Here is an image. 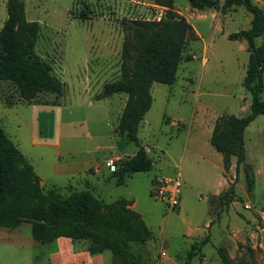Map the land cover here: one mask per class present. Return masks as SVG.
<instances>
[{"label":"rangeland","instance_id":"obj_1","mask_svg":"<svg viewBox=\"0 0 264 264\" xmlns=\"http://www.w3.org/2000/svg\"><path fill=\"white\" fill-rule=\"evenodd\" d=\"M6 2L0 0V28L7 18ZM24 2L27 18L40 24L36 52L51 64L65 91L59 96L40 94L25 102L20 101L12 83L0 80V123L38 173L49 179L43 184L39 177L44 192L54 189L68 196L88 191L111 204L125 196L127 187L114 180L100 183L111 179L115 170L109 166L106 171L105 158L100 156L107 154L106 163L117 154L123 159L138 145L117 129L127 95L117 93L102 99L97 95L106 82L121 75V20L159 19L165 8L154 0ZM254 3L264 10V0ZM175 9L204 39L187 44L173 84L152 85V107L139 125L138 139L150 149L153 169L132 174L127 181L137 194L152 236L131 243V249L139 255V264H187V254L195 243L196 256L190 264H264V114L258 115L244 134L247 163L253 166L255 178L253 192L248 190L243 165L236 173V157L234 171L221 170L222 154L208 138L214 117L250 112L251 95L243 86L248 43L241 50L240 43L227 36L249 29L252 14L244 6L226 14L215 8L201 10L188 0H175ZM262 40L259 37L256 43ZM261 96L264 100V89ZM6 98L16 102L7 105ZM174 118L176 124L171 123ZM93 156L100 158L92 163L90 178L84 179L79 171L84 160ZM57 162L61 167L73 166L77 174L55 176ZM156 171L164 175L180 172V210L168 211L162 201L152 197L151 177ZM223 175L228 183L220 188ZM218 189V194H212ZM31 227L29 222L15 228L0 227V264H50L56 243L35 241ZM163 245L168 248L165 257L160 254ZM107 251L110 254L111 250Z\"/></svg>","mask_w":264,"mask_h":264},{"label":"trees","instance_id":"obj_2","mask_svg":"<svg viewBox=\"0 0 264 264\" xmlns=\"http://www.w3.org/2000/svg\"><path fill=\"white\" fill-rule=\"evenodd\" d=\"M188 1L195 8H215L223 14L244 6L252 14L249 29L228 35L230 40L248 43L250 54L243 86L251 95L250 112L242 116L219 115L210 143L222 154L225 170L231 168L233 157L237 174L244 166L248 190L253 192L255 178L253 166L247 163L244 134L247 126L264 114V10L254 0ZM154 2L165 8L159 19L121 20V75L106 82L97 95V99L117 93L127 95L117 129L135 142L138 150L124 157L111 172L110 178L117 185H123L134 172L153 169L154 160L138 139L139 125L153 103L152 85L173 84L187 44L199 38L193 25L176 11L175 0ZM6 8L7 18L0 28V80L15 86L20 101L32 102L44 93L63 95V81L36 52L39 22L27 18L24 0H7ZM259 37L263 40L257 44ZM15 102L5 99L7 105ZM21 222L32 224L31 236L37 242L45 244L61 236L73 242L84 241L91 254L111 250L115 264H139V255L132 251L131 243H141L152 236L141 215L129 208L124 198L104 204L88 191H74L68 196L54 189L44 192L33 165L0 123V227L15 228ZM196 248L195 243L189 250L187 264L196 256Z\"/></svg>","mask_w":264,"mask_h":264},{"label":"crops","instance_id":"obj_3","mask_svg":"<svg viewBox=\"0 0 264 264\" xmlns=\"http://www.w3.org/2000/svg\"><path fill=\"white\" fill-rule=\"evenodd\" d=\"M192 25L194 26V28H195L197 34L199 35V37L204 39V36H203L202 32L194 24H192ZM235 41L236 42L238 41L240 43L239 44V48L241 50L246 48V41H244V40L243 41L235 40ZM205 50L206 51L208 50V46L205 47ZM240 116H242V115H240ZM217 117H214V121L211 123L210 132L208 134L209 141H210V137H211V134H212V131H213L214 123H215V120H216ZM177 121H178V119L174 118V119L171 120V123L172 124H176ZM58 145H60V144H58ZM145 149L147 150V152L150 150L149 148H145ZM137 150H138V148H137ZM136 151L133 154H130V155H134L136 153ZM57 153H59V151H57ZM100 157H104L106 159L107 154H104L103 156H100ZM100 157L99 156H93L89 160L88 159L84 160L83 165L81 167V170L79 171L80 173H82L84 175V177H85L84 179L90 178L89 174H88V171H89L90 167L92 166V163L97 162ZM122 157H123V155H122ZM26 158L30 161V159L28 157H26ZM105 159H104V165H105L106 168L104 167V169L106 171H108V167L109 166L106 163ZM222 162H223V156H222ZM232 162H233V164L231 166V171H234V169H235L234 157L232 159ZM30 163H31V161H30ZM63 166L64 167H61L60 163H58V162H57V164L54 165V167H53L54 172L53 173L55 174V176H58V177H60V176L71 177L73 174H77L76 173L77 171L75 170V168L73 166H66V165H63ZM34 169L37 172V174L39 175V177L41 178V182L43 184L48 183L47 181L49 179L41 176L38 173V171L36 170L35 167H34ZM97 170H98V168H97ZM161 170L162 169L160 168L159 171H161ZM221 170L224 171V166H223V168ZM159 171H156L153 174V176L151 177V181H152L153 177L156 174L159 173ZM143 172H146V171H143ZM135 173H139V172H134L132 174H135ZM132 174H130V175H128L126 177V180H125V183L123 184V186L125 185L127 187V190L124 193L125 196L124 197H120V198H124V199H126L128 201V207L131 208L132 210L138 212L141 215V217L144 220V222L147 224V226L152 231V227L148 223V221L146 219V216L144 215L143 211H141L139 209V203H138V200H137L136 192L131 189V187L129 186V184L127 182L128 179H131V177H132L131 175ZM221 178H223V181L219 180V182H218L220 188L224 184L228 183L227 177H225L223 175V177H221ZM229 178L231 179L230 176H229ZM111 181L113 182L112 179H107L106 182H104V180H101L100 183L103 185L104 183H108V182H111ZM54 183H56V182H53V184ZM118 186H121V185H118ZM219 191H220V189H218L216 192H213L212 194H218ZM182 197H183V192H182ZM182 197H181V204H182V200H183ZM180 209H181V205H180ZM189 236H192V235H189ZM48 243H56V249H52L51 252H50V255H49L50 264H115L112 252H110V254H107L108 251L105 250V251H103L101 253L91 254L90 251L87 248V243L84 242V241L73 242L72 239H70L69 237L61 236V237H58L55 240H53L51 242H48Z\"/></svg>","mask_w":264,"mask_h":264},{"label":"built area","instance_id":"obj_4","mask_svg":"<svg viewBox=\"0 0 264 264\" xmlns=\"http://www.w3.org/2000/svg\"><path fill=\"white\" fill-rule=\"evenodd\" d=\"M122 156L113 155L107 160L108 166L116 169L117 164L121 161ZM151 195L156 200H160L165 204L168 211H175L180 208L182 197V178L180 172L175 175L156 174L151 181ZM168 248L162 246L160 254L165 257Z\"/></svg>","mask_w":264,"mask_h":264}]
</instances>
